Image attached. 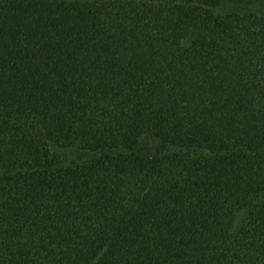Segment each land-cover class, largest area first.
<instances>
[{"label":"trees","instance_id":"trees-1","mask_svg":"<svg viewBox=\"0 0 264 264\" xmlns=\"http://www.w3.org/2000/svg\"><path fill=\"white\" fill-rule=\"evenodd\" d=\"M228 3L0 0V264H264V13Z\"/></svg>","mask_w":264,"mask_h":264},{"label":"rangeland","instance_id":"rangeland-1","mask_svg":"<svg viewBox=\"0 0 264 264\" xmlns=\"http://www.w3.org/2000/svg\"><path fill=\"white\" fill-rule=\"evenodd\" d=\"M227 6L229 9L227 8L226 10H224V12L247 10L264 13V0H229ZM237 7L239 8L236 9ZM83 158L85 159L84 156L82 157V159Z\"/></svg>","mask_w":264,"mask_h":264}]
</instances>
